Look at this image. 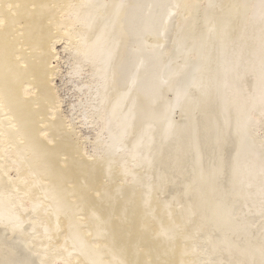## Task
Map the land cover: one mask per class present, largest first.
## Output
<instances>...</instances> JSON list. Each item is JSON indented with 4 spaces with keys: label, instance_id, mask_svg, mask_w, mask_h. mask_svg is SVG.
<instances>
[{
    "label": "bare ground",
    "instance_id": "bare-ground-1",
    "mask_svg": "<svg viewBox=\"0 0 264 264\" xmlns=\"http://www.w3.org/2000/svg\"><path fill=\"white\" fill-rule=\"evenodd\" d=\"M259 129L264 0H0V264H264Z\"/></svg>",
    "mask_w": 264,
    "mask_h": 264
},
{
    "label": "rangeland",
    "instance_id": "rangeland-1",
    "mask_svg": "<svg viewBox=\"0 0 264 264\" xmlns=\"http://www.w3.org/2000/svg\"><path fill=\"white\" fill-rule=\"evenodd\" d=\"M65 47V42H60L57 45V48L60 52V58L61 60L58 61L59 67H60V76H58V78L55 81V84L58 88V96L61 98L62 102L64 103L62 106V110L63 113L69 117V120L75 121L77 128V132H79L81 134V136L83 138H85L86 136H89L90 131L87 130L85 127V125L82 126V124L79 125V121L77 120V115L76 112H73V107L74 105H77V97L75 95V86L73 85V83L68 81V77L67 74L70 71L71 67H72V60L69 59L70 55L68 52H65V50H63V48ZM55 65H57V62L55 63ZM75 95V96H74ZM64 99V100H63ZM74 101V102H73ZM76 102V103H75ZM72 108H71V107ZM76 116H75V115ZM75 116V117H74ZM73 117V119H72ZM175 118H178V115L176 114ZM89 132V133H88ZM257 134L262 136L264 134V130H257ZM86 148V153H88V155H92L93 154V148L91 147V145L86 144L85 146Z\"/></svg>",
    "mask_w": 264,
    "mask_h": 264
}]
</instances>
